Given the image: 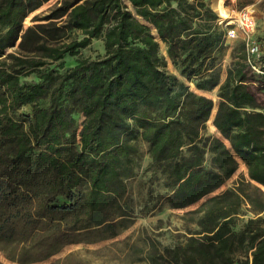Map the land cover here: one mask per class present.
I'll return each instance as SVG.
<instances>
[{
    "label": "trees",
    "instance_id": "trees-1",
    "mask_svg": "<svg viewBox=\"0 0 264 264\" xmlns=\"http://www.w3.org/2000/svg\"><path fill=\"white\" fill-rule=\"evenodd\" d=\"M49 1L0 0L6 258L30 264L85 233L116 237L133 222L128 180L144 158L163 177L169 208L202 200L183 213L186 234L170 257L150 253V264H264V104L255 92L264 74L254 73L245 43L222 79L228 27L209 0H57L24 26ZM213 7L221 13L219 0ZM94 39L102 54L79 57ZM252 63L264 71V54ZM189 83L217 89V103ZM215 106L219 137L204 138ZM239 160L247 175L214 194Z\"/></svg>",
    "mask_w": 264,
    "mask_h": 264
},
{
    "label": "rangeland",
    "instance_id": "rangeland-1",
    "mask_svg": "<svg viewBox=\"0 0 264 264\" xmlns=\"http://www.w3.org/2000/svg\"><path fill=\"white\" fill-rule=\"evenodd\" d=\"M57 0H50L38 10L30 14L24 21V26L32 24L31 18L35 15H42ZM124 3L129 5L127 0ZM214 0H209V5L216 13L218 9L213 7ZM221 13H225L223 8H231L235 6L253 5L256 18V31L254 35L258 53L253 59H259L264 54V0H219ZM239 33V32H238ZM240 35V34H239ZM239 38L226 37L223 50L220 56V70L222 79L225 77L227 67L231 62V55L238 48ZM161 53L165 55L163 46ZM9 49L8 51H10ZM103 52V43L101 39L92 40L91 44L80 51L79 57L95 58ZM76 57H67L66 62L72 63ZM166 71L175 73V69L171 62H167ZM254 73L264 74L259 66H256ZM255 75V74H254ZM255 78V77H254ZM28 79H32L31 76ZM260 82V81H259ZM257 82V85L259 84ZM191 90L198 94H203L213 99L217 103V89L202 92L195 90L194 86L189 83ZM255 87V92L261 104H264V89ZM29 106L21 108L16 115L29 113ZM216 111V106L212 111V115L206 123V127L202 131L204 138H218L219 134L212 124V120ZM81 120H79V123ZM142 156L146 153V146L139 145ZM237 171L224 183V185L215 191L214 194L231 188L242 176L247 175L245 164L239 160ZM137 174L128 180L129 197L133 205V222L127 227L120 230L119 234L111 239L97 240L88 234H82L80 242L62 247L57 253L53 254L46 260L33 262L30 264H150L148 254H153L160 258L170 257L174 245L181 241L186 234L184 220L181 218L183 213L188 210L195 209L199 203H196L185 210H175L168 207L166 203V190L163 184V177L159 176L154 169L148 167L144 158L139 163ZM246 216H240L238 224L243 225L247 219ZM10 246L0 244V263L1 264H17L6 258V251ZM163 262V259L160 258ZM165 259V258H164Z\"/></svg>",
    "mask_w": 264,
    "mask_h": 264
},
{
    "label": "built area",
    "instance_id": "built-area-1",
    "mask_svg": "<svg viewBox=\"0 0 264 264\" xmlns=\"http://www.w3.org/2000/svg\"><path fill=\"white\" fill-rule=\"evenodd\" d=\"M236 2V0H230ZM225 13H217L219 23L224 24L227 28L226 37L241 38L245 43L247 52V61L252 69L256 70L252 59L258 53L257 46L252 41V36L256 31V18L253 5L231 6V8H223ZM239 32V33H238ZM240 34V35H239ZM264 73V71H261Z\"/></svg>",
    "mask_w": 264,
    "mask_h": 264
},
{
    "label": "crops",
    "instance_id": "crops-1",
    "mask_svg": "<svg viewBox=\"0 0 264 264\" xmlns=\"http://www.w3.org/2000/svg\"><path fill=\"white\" fill-rule=\"evenodd\" d=\"M223 2H224V0H223ZM256 30H257V29H256ZM260 33H261V34H264V32H262V31H260ZM254 35H255V33H254L253 36H252V41H253V42H255ZM262 36H264V35H262ZM260 42H264V40H261Z\"/></svg>",
    "mask_w": 264,
    "mask_h": 264
}]
</instances>
